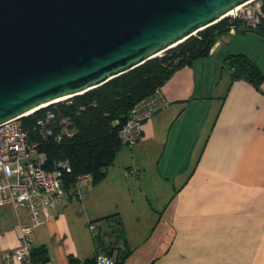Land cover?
<instances>
[{"label": "crops", "instance_id": "obj_1", "mask_svg": "<svg viewBox=\"0 0 264 264\" xmlns=\"http://www.w3.org/2000/svg\"><path fill=\"white\" fill-rule=\"evenodd\" d=\"M223 44L163 84L170 105L119 150L122 172L111 166L85 201L67 190L43 216L30 237L38 264H264V81L223 78ZM29 224L27 209L0 207L1 255Z\"/></svg>", "mask_w": 264, "mask_h": 264}, {"label": "water", "instance_id": "obj_2", "mask_svg": "<svg viewBox=\"0 0 264 264\" xmlns=\"http://www.w3.org/2000/svg\"><path fill=\"white\" fill-rule=\"evenodd\" d=\"M250 1L0 0V125L96 89Z\"/></svg>", "mask_w": 264, "mask_h": 264}, {"label": "trees", "instance_id": "obj_3", "mask_svg": "<svg viewBox=\"0 0 264 264\" xmlns=\"http://www.w3.org/2000/svg\"><path fill=\"white\" fill-rule=\"evenodd\" d=\"M262 4L264 10V0ZM232 24L229 19L221 20L162 56L96 89L48 106L46 110L55 114L50 125L54 128L51 136H45L37 127V120L46 110L21 118L31 141L38 143L37 153L46 157V168L53 169L54 163L59 160L69 161L72 172L64 173L66 190L72 189L76 178L85 173L92 176L93 185L103 181L119 150L126 146L118 133L127 122L132 108L161 88L178 68L207 58L218 39L230 32ZM239 32H254L264 37V19L257 29L238 24ZM229 69L233 79H245L255 86H260L264 81V74L251 65L238 68L230 64ZM59 135L62 140L58 143L56 137ZM118 224L121 226L120 220ZM118 234L126 242L124 230L119 229ZM42 251L33 253L36 264L40 262L36 260V255L41 261L45 260V252ZM128 254L129 250H126L124 258Z\"/></svg>", "mask_w": 264, "mask_h": 264}, {"label": "built area", "instance_id": "obj_4", "mask_svg": "<svg viewBox=\"0 0 264 264\" xmlns=\"http://www.w3.org/2000/svg\"><path fill=\"white\" fill-rule=\"evenodd\" d=\"M224 19L233 22L231 33L237 32L238 24L257 29L264 19L263 4L260 0L247 2L228 13ZM169 105L170 102L164 98L161 88L139 101L119 130L121 142L126 146H134L140 137L142 124ZM54 119V112L46 110L37 120V127L45 136L53 135L54 128L50 125ZM61 140V135L56 137L58 143ZM37 148L38 143L31 141L22 126L21 118L0 125V207L10 205L17 210L27 209L30 220V224L22 229L21 246L12 254H0V261L13 258L21 264H35L30 247L33 229L43 223V216H48L51 210L56 209L67 193L64 173L72 172L69 161H56L53 169H47V159L43 154L37 153ZM93 184L90 174H81L75 180L73 194L77 199L85 201ZM91 229H95V226L92 225ZM96 262L115 264L113 258L103 254L98 256Z\"/></svg>", "mask_w": 264, "mask_h": 264}, {"label": "rangeland", "instance_id": "obj_5", "mask_svg": "<svg viewBox=\"0 0 264 264\" xmlns=\"http://www.w3.org/2000/svg\"><path fill=\"white\" fill-rule=\"evenodd\" d=\"M260 1L262 2V0ZM229 33L232 34L231 32ZM229 33H225L220 37L224 44L218 51L219 74L222 73L223 78L229 76L230 64L238 68L248 64L256 67L261 73L264 72V37L254 32H239L236 37H232ZM117 158L118 155L111 167L116 166L115 173L119 172V170L122 172L124 169L121 166L122 162H120L123 159L121 158L119 159L120 161H117Z\"/></svg>", "mask_w": 264, "mask_h": 264}, {"label": "bare ground", "instance_id": "obj_6", "mask_svg": "<svg viewBox=\"0 0 264 264\" xmlns=\"http://www.w3.org/2000/svg\"><path fill=\"white\" fill-rule=\"evenodd\" d=\"M230 14V13H229ZM161 55V54H160ZM46 106H48V105H43L42 107H46ZM42 107H39V108H42Z\"/></svg>", "mask_w": 264, "mask_h": 264}]
</instances>
